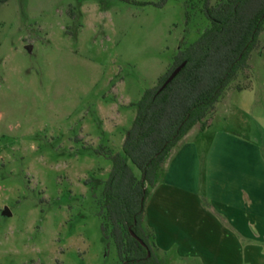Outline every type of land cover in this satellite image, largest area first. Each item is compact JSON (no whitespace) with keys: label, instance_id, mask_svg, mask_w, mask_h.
Masks as SVG:
<instances>
[{"label":"rangeland","instance_id":"obj_1","mask_svg":"<svg viewBox=\"0 0 264 264\" xmlns=\"http://www.w3.org/2000/svg\"><path fill=\"white\" fill-rule=\"evenodd\" d=\"M201 3H0V264H118L97 215L109 155L133 103L208 25ZM247 63L212 128L225 125L264 158V28Z\"/></svg>","mask_w":264,"mask_h":264},{"label":"trees","instance_id":"obj_2","mask_svg":"<svg viewBox=\"0 0 264 264\" xmlns=\"http://www.w3.org/2000/svg\"><path fill=\"white\" fill-rule=\"evenodd\" d=\"M201 1L208 25L193 42L180 44L157 83L133 103L120 152L109 155L97 215L103 237L114 244L118 264H163L151 232L142 225L145 199L170 149L193 125L204 129L226 87L248 67V55L264 28V0H218L213 5ZM182 61L184 65L159 89Z\"/></svg>","mask_w":264,"mask_h":264},{"label":"crops","instance_id":"obj_3","mask_svg":"<svg viewBox=\"0 0 264 264\" xmlns=\"http://www.w3.org/2000/svg\"><path fill=\"white\" fill-rule=\"evenodd\" d=\"M215 109L170 149L142 225L162 261L264 264V158L225 125L212 128Z\"/></svg>","mask_w":264,"mask_h":264},{"label":"water","instance_id":"obj_4","mask_svg":"<svg viewBox=\"0 0 264 264\" xmlns=\"http://www.w3.org/2000/svg\"><path fill=\"white\" fill-rule=\"evenodd\" d=\"M184 61L180 62L177 66H175L171 71L170 73L168 74V76L165 78V80L163 81V83L161 84V86L159 87V89H161L177 72L178 70L184 65ZM5 209L2 211V213H4ZM131 235L134 237V238H137L133 233H131ZM139 242H141L139 240ZM148 254V253H147Z\"/></svg>","mask_w":264,"mask_h":264}]
</instances>
